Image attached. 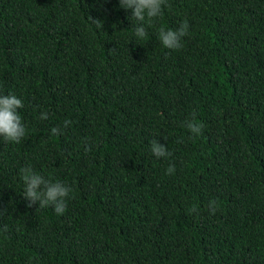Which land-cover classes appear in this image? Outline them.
<instances>
[{"label": "trees", "instance_id": "obj_1", "mask_svg": "<svg viewBox=\"0 0 264 264\" xmlns=\"http://www.w3.org/2000/svg\"><path fill=\"white\" fill-rule=\"evenodd\" d=\"M167 5L140 40L119 0H0V95L26 129L0 137V264H264V0ZM29 166L72 188L63 214L28 207Z\"/></svg>", "mask_w": 264, "mask_h": 264}, {"label": "clouds", "instance_id": "obj_2", "mask_svg": "<svg viewBox=\"0 0 264 264\" xmlns=\"http://www.w3.org/2000/svg\"><path fill=\"white\" fill-rule=\"evenodd\" d=\"M119 5L125 10H131V18L138 22L134 26V34L140 40L148 38L145 23L150 26L156 18L163 16V8L168 6L167 0H119ZM90 19L97 30L103 29V21L91 17ZM188 29L187 20L183 21L175 30L161 27L158 38L164 48L179 50L182 47V38L188 34ZM23 107L22 100L15 95H0V137L7 142L19 143L26 134V129L18 112V109ZM40 119H48V113L41 112ZM70 125V120L64 121V127L67 128ZM185 126L194 137L202 134L203 125L197 122L194 116L185 121ZM51 132L53 135L59 134L57 128H52ZM150 147L152 155L157 159H167L172 156L167 147L155 138L151 140ZM175 171V164L170 163L165 174L171 176L175 174ZM19 173L25 185L24 198L28 201V207L38 203L39 208L52 206L57 214H63L66 211L67 199L72 192L70 186L58 180L53 182L50 179H45L44 176L36 173L30 166L20 168ZM218 208L219 205L216 200L209 201L210 214L214 215ZM190 212L196 213L198 209L193 206ZM4 230H6V226H4Z\"/></svg>", "mask_w": 264, "mask_h": 264}]
</instances>
